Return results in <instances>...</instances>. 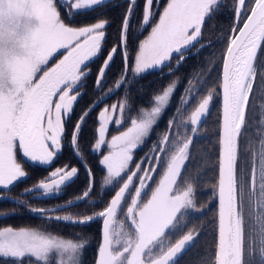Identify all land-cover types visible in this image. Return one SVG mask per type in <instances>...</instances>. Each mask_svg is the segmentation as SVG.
Returning a JSON list of instances; mask_svg holds the SVG:
<instances>
[{"label":"snow or ice","instance_id":"obj_1","mask_svg":"<svg viewBox=\"0 0 264 264\" xmlns=\"http://www.w3.org/2000/svg\"><path fill=\"white\" fill-rule=\"evenodd\" d=\"M105 2L0 0V186L8 188L26 177L17 151L27 162L43 166H51L61 153L65 122L70 118L75 103L83 96L77 88L90 75V70L85 71L86 62L103 52L105 28L110 23L101 19L77 26L71 21L80 10H92ZM138 2H128L119 42L109 49L99 68L94 85L97 90L104 83V76L116 54L121 52V45L124 49L121 55L127 66L131 55L128 29ZM160 2L145 0L143 5L142 29L151 23L157 12L159 19L151 27L150 34L138 44L133 68L137 75L169 62L174 54L179 57L175 67H179L187 59L185 51L201 37L202 25L220 7L218 0H168L160 12ZM62 8L65 10L63 14L60 11ZM232 10L236 23L222 56V77L218 85L222 93V111L219 118L218 179L213 186V194L218 197L219 204L214 264H264V130L256 136L259 150L249 143L244 149L249 154L248 158L239 157L240 141L242 138L247 140L250 135L247 132L250 127L249 108L257 77L264 91V55L258 51L264 45V0H234ZM61 51L65 54L48 67ZM125 81L126 72L119 77L117 89ZM171 93L173 86L169 85L161 94L154 96L156 106L150 111L138 108L142 117L131 119V126L113 135L109 141L105 140V136L110 122L114 121L116 126L123 123L122 119L115 117V111L119 108L123 113L129 101L125 98L119 104L111 105V113L108 108L99 113L98 138L92 151L97 153L105 144L110 149L99 162L106 168L102 185L123 181L122 186L114 192L106 207L93 215L79 220H73L70 215L54 218L57 222H70L81 227L97 219L102 220L101 241L94 264H176L198 236L193 229L174 244L165 241L166 236L177 228V221L195 207L193 184L198 182L199 175L183 176L194 137L185 136L173 149L171 144L164 148V142L170 140V135H164L154 146L161 151L145 155L135 164V170L131 168V163L135 162L134 150H138L157 123V118L162 116ZM215 93V88L209 90L191 113L192 133L197 132L196 125L210 111ZM95 107L96 104H93L79 117L72 135L74 154L88 173L89 183L82 196L75 202L70 201L66 205L68 207L84 202L95 187V176L79 144V133ZM173 123L174 120L169 121L170 126ZM169 151L171 155L166 159L165 166V153ZM153 159L156 164L151 163ZM145 162H148V167H144ZM161 168L162 173L150 198L142 204L138 203ZM78 174L77 167H58L37 186L25 190V194L41 189L45 196L62 194V187ZM137 178L139 186L135 187V194L127 207L126 218L130 227L127 231H116L114 218ZM62 207L65 206L31 211L40 215L59 211ZM89 243L87 240L75 242L29 229L6 227L0 229V258L12 259L14 264H23V260L28 258L30 264H37L47 260L49 253L55 255L58 252L61 255L60 264H83L82 252ZM204 264H213V261L209 259Z\"/></svg>","mask_w":264,"mask_h":264},{"label":"trees","instance_id":"obj_2","mask_svg":"<svg viewBox=\"0 0 264 264\" xmlns=\"http://www.w3.org/2000/svg\"><path fill=\"white\" fill-rule=\"evenodd\" d=\"M168 0H162L160 9L166 5ZM253 0H250L252 2ZM129 0H106L101 7L92 10H80L71 23L80 26L98 22L101 19L108 20L110 23L105 28L106 40L103 44V52L87 64L85 68L90 70V75L83 79L79 91L83 96L75 103L74 110L69 119L65 122V135L62 143V151L55 158L51 166H43L32 164L24 160L19 151L17 157L23 162L26 177L16 182L8 188L0 187V229L12 227L13 229H37L39 231L48 232L60 237L73 240H87L90 243L83 253V264H94L96 250L100 242L101 220H95L87 226L70 222H57L54 218L64 215H70L73 219H82L86 215H93L106 207L114 192L122 184L116 182L105 187L102 185V178L105 175V169L100 165L103 150L93 153L92 147L97 137L96 128L98 125V112L104 105L113 102H119L128 99L129 105L124 109V118L121 126L113 128L109 127L107 135L118 134L125 130L130 120L138 114L137 109L149 107L154 100V96L161 93L164 88L171 82L176 81L177 88L171 96L170 103L164 111L161 119L155 124L150 135L143 141L138 150L134 151V161L139 160L145 154L149 146H155L158 143V137L162 134L170 135L167 132V125L171 119H174L176 109L179 107V97L186 93V87L193 81H202L200 88H203V97L209 90L215 88V98L213 105L205 119L194 134L190 151L191 155L183 170L185 178L199 175L198 182L193 184L195 205L202 208L209 202L207 210L198 216V209H193L183 219L178 220V228L184 223V231L187 229H195L198 236L191 245L176 261V264H204L211 259L214 264V254L216 245V200L214 196L213 186L217 183L218 168V140H219V118H220V100H219V82L222 56L227 44L228 35L232 27L234 12L232 10L234 0H220V7L210 17L204 28L203 39L210 43L203 48V52L197 53L192 57H188L180 64L177 69L167 72L166 67L160 69H151L146 73L139 75L134 74L133 64L135 54L138 50V44L146 36L150 29L151 23L142 29V13L145 0H139L135 13L131 16L130 26L128 29V43L131 48V55L128 57L127 66L122 58L121 52L124 51L121 45V52H118L108 68L104 76V83L99 86V90L94 87L99 68L103 65L104 59L107 57L109 49L116 46L122 31V20L128 7ZM62 14L64 9H60ZM158 15V14H157ZM67 19V17H64ZM221 18L225 21L221 22ZM211 40L210 38H213ZM218 37V38H217ZM208 49H212L207 53ZM215 64L213 68L212 65ZM198 68L203 72L198 80ZM126 72L127 81L124 85L117 89L119 77ZM210 73V75H209ZM194 76H197L194 78ZM205 81L207 82L205 84ZM200 92V91H199ZM198 97V94H197ZM195 100H191V105L185 107L186 112H190L195 107ZM99 101V103H97ZM93 104L96 107L89 113L79 133V144L83 150V157L86 158L87 164L91 167V171L95 176V187L91 194L84 202L74 203L73 206H66L59 211H48L40 215L34 214L31 209H56L65 205L70 201L82 196L84 190L89 183L88 173L84 166L74 154L71 145L72 135L75 131V124L81 115L84 114ZM129 107L131 111H129ZM176 128V127H175ZM185 130V129H184ZM180 132L172 130V139L179 136ZM189 133V132H183ZM168 141H166L165 146ZM103 147V146H102ZM167 147V146H166ZM79 151V150H77ZM134 162V163H135ZM131 163L133 168V164ZM70 165V167L78 168V176L67 186L62 187L59 195H51L40 197L37 196L40 191H33L25 194V190L37 186L39 182L45 179L48 174L58 167ZM136 184V182H135ZM132 187V189L135 187ZM183 187V185H180ZM205 189L208 191L205 192ZM102 193V195H101ZM205 195V196H204ZM129 196L123 200L122 211L129 206ZM39 197V198H37ZM144 200V197L142 198ZM53 219H49V218ZM182 227V229L184 228ZM176 228L174 231H178ZM181 230V228L179 229ZM182 230L176 234L178 239ZM170 234V233H169ZM168 236V235H167ZM166 236V237H167ZM173 240H177V239ZM32 259V258H31ZM34 260V259H33ZM30 263L28 258L23 260V264ZM0 264H14L12 259L0 258Z\"/></svg>","mask_w":264,"mask_h":264},{"label":"rangeland","instance_id":"obj_3","mask_svg":"<svg viewBox=\"0 0 264 264\" xmlns=\"http://www.w3.org/2000/svg\"><path fill=\"white\" fill-rule=\"evenodd\" d=\"M218 1H220V0H218ZM168 2V1H167ZM167 4V3H166ZM96 23V22H95ZM150 31H151V28L149 29V31H148V33L146 34V36L143 38V40L150 34ZM260 53H261V55H264V45H262V48H261V51H260ZM65 53L63 52V51H61L59 54H57L56 56H55V58L54 59H52L51 60V62L49 63V65H48V67H51L52 66V64H54L56 61H58L61 57H62V55H64ZM94 59V58H93ZM92 59V60H93ZM91 60V61H92ZM89 62H86V64H88ZM259 63V62H258ZM134 66H135V61H134V64H133V68H134ZM161 66H159L158 68H160ZM154 68H157V67H154ZM153 68V69H154ZM85 71H87L86 69H85ZM135 74V73H134ZM137 75V74H136ZM169 85H172L173 86V93H174V91L176 90V88H177V86H175L172 82L169 84ZM169 85H167L166 87H168ZM201 85V83H196V81H193L192 83H190V84H188L187 85V87H186V94H185V96H184V105H185V107H189L190 105H191V103H193V102H190L192 99H193V97L195 96V91L199 88V86ZM165 87V88H166ZM164 88V89H165ZM77 92H80L79 91V88H77ZM163 92V90L161 91V93ZM161 93H159V94H161ZM173 93H171L170 94V99H171V96H172V94ZM75 94V93H74ZM159 94H157V95H159ZM253 104L252 103H250V107H251V113H250V108H249V113H250V115H249V125H250V127H249V132H248V130H247V132L250 134L249 135V137H248V139H247V142H255L256 143V150L258 151L259 150V141H258V139L256 138V136H257V134L259 133V131H261V130H264V91H262L261 90V83H260V79H259V77H257L256 78V90H255V92H254V95H253ZM194 100V99H193ZM121 101H123V100H121ZM121 101H119V102H113V103H111V104H109V105H104L100 110H99V112H98V116H99V113L102 111V110H104L105 108H108V110H109V112L111 113L112 112V109H111V105H113V104H119ZM170 103V102H169ZM195 107H193L192 109H191V111L190 112H186V114H185V116L184 117H182V118H180V119H177V122H176V124H172L171 126L169 125V123H168V127H167V132L169 133L170 132V140L168 141V143H167V148L169 147V145L171 144V146H172V148L174 149V147H175V145L177 144V143H179L180 141H182L183 139H184V137L185 136H190V134H191V127H192V125H191V122H190V118H191V113L195 110V108L198 106V97L196 98V100H195ZM188 104V105H187ZM169 105V104H168ZM168 105H166V107L162 110V115H163V113H164V111L166 110V108H167V106ZM154 106H156L155 105V102H154V100H153V103L149 106V107H147V108H145V110L146 111H150L151 110V108L152 107H154ZM123 114H124V112L123 113H121V110L119 109V108H117L116 109V111H115V117L116 118H120V119H122V121H123V118H124V116H123ZM142 117V113H138L136 116H134L133 118H136V119H139V118H141ZM162 117V116H161ZM161 117H159V118H157V123H158V121L161 119ZM132 118V119H133ZM171 120H173V119H171ZM156 123V124H157ZM110 126H114L113 128H116L117 126L115 125V123H114V121H112V122H110ZM131 126V124L129 123V126L128 127H130ZM99 127V123H98V125H97V128ZM127 127V128H128ZM176 127V128H175ZM96 128V129H97ZM127 128L125 129V130H123V131H126L127 130ZM185 129V130H184ZM151 130L152 129H150V132H151ZM172 130L174 131V132H180L181 131V133L182 134H184L183 136H176L175 137V139H172V136H171V134H172ZM123 131H121V132H123ZM108 132V131H107ZM183 132H189V133H183ZM180 133V134H181ZM119 134V133H118ZM118 134H113V135H118ZM113 135H111V136H108L107 135V133H106V136H105V140L106 141H109L110 139H111V137L113 136ZM150 135V134H149ZM164 135H166V134H162L161 136H159L158 137V142L160 141V140H162V138H163V136ZM98 138V135H97V137H96V139ZM96 141V140H95ZM62 143H63V141H62ZM94 144H95V142H94ZM240 145L242 146V143L240 142ZM93 147H94V145H93ZM92 147V148H93ZM247 147V145L245 146V148ZM102 150H103V154H102V157H101V159L103 158V156L104 155H106L108 152H109V148L107 147V145L105 144V145H103V147H102ZM244 153V152H243ZM171 155V152L169 151L168 152V157ZM248 153L247 152H245V159H247L248 158ZM244 156V155H243ZM131 167H132V165H131ZM105 169V175H106V168H104ZM70 170V169H69ZM51 173V172H50ZM49 173V174H50ZM49 174H48V176H49ZM130 174V173H129ZM104 175V176H105ZM47 176V177H48ZM125 179H126V177H125ZM113 183H115V182H113ZM122 183H123V181H122ZM122 185V184H121ZM120 185V186H121ZM105 187H108V186H110V185H104ZM1 188H4L3 186H0ZM132 187L133 186H130V188H131V191L129 192V193H127L128 195L130 194V196H129V204L128 205H130V203H131V198H132V196H133V189H132ZM208 190L207 189H205V192H207ZM127 194H126V196H127ZM37 196H40V197H44L45 196V194L43 193V190L41 189L40 190V192L38 193V195ZM205 196V195H204ZM193 199H194V197H193ZM110 201V200H109ZM209 202L210 201H206V205H203L202 206V208L201 209H199L198 210V213H202V212H204V211H206L207 210V208H208V206H209ZM194 204H195V199H194ZM122 208H123V201H122V205H121V207L118 209V212H117V216L114 218V229L116 230V231H127L128 229H129V227H130V223H129V221L127 220V208H126V210H124V211H122ZM124 209V208H123ZM194 209H198L197 207H196V205H195V207H194ZM177 224H178V221H177ZM177 228H178V225H177ZM22 229V228H21ZM23 229H25V228H23ZM14 230H19V229H14ZM29 230H33V231H38V232H42L43 234H45V235H53V234H51V233H48V232H43V231H39V230H37V229H29ZM54 236H57V237H59V238H61V239H68V238H64V237H60V236H58V235H54ZM176 238V234L174 233V231L173 232H171L170 234H168V236L165 238V241H166V243H172V244H174L177 240H173V239H175ZM177 239V238H176ZM73 240V239H72ZM75 242H82V241H84V240H74ZM100 243V242H99ZM97 250H98V248H97ZM96 250V251H97ZM158 250V249H157ZM53 251H55V250H53ZM83 253H84V250H83V252H82V262H83ZM32 259H34V258H32ZM259 255H258V243H257V250H256V261L258 262L259 261ZM60 260H61V255H60V253H58V252H56L55 253V255H53V253H49V257H48V259L47 260H43V261H38L37 262V264H60ZM26 264H30V263H26Z\"/></svg>","mask_w":264,"mask_h":264},{"label":"flooded vegetation","instance_id":"obj_4","mask_svg":"<svg viewBox=\"0 0 264 264\" xmlns=\"http://www.w3.org/2000/svg\"><path fill=\"white\" fill-rule=\"evenodd\" d=\"M161 2H162V0H161ZM161 2H160L159 7L161 6ZM218 2L220 3V1H218ZM165 6H166V5H164V7H165ZM162 10H163V7L160 9V12H162ZM157 14H158V15H157ZM211 16H212V15H211ZM153 18H154L155 20H154V22L150 25V28H151L152 26H154L155 23L158 22V19H159V12H157L156 15H155ZM209 19H210V18H208V19L206 20V22L202 25V34H201V37L198 38V41H197V42H193V46H190L189 49H187V50L185 51L184 55H185L187 58H188V57L190 58V57H192V56H194V55H197V53L199 54V53L203 52V48H205V47L210 43L208 40H204V39H203L204 28H205L206 23L209 21ZM223 20L225 21V18H224V19L221 18V22H223ZM234 24H235V19H233L232 27H233ZM232 27H231V29H232ZM231 29H230V32H229L228 38H229V36H230V34H231ZM217 38H218V37H217ZM210 39L213 40L214 37H213V38H210ZM211 50H212V49H208V50H207V53H208V52H211ZM62 56H63V55H62ZM178 58H179V57H178L177 55L174 54V55L170 58V61H169V62H165L164 64H162L160 68H162V67H166L165 70H166L167 72H169L170 69H173V70L177 69V67H175V66H176V64H177V60H178ZM173 70H172V71H173ZM202 74H203L202 70H201L200 68H198V80L201 78ZM195 77H197V76H194V78H195ZM172 83H173L175 86H177L176 81H173ZM198 83H202V81L200 80V81H198ZM199 91H200V92H199ZM203 91H204V89H203V88H200V86H199V88H198V91H197V90L195 91V96L193 97V99L197 98V94H198V104H199V102L203 99V97L207 95V93H206L203 97H200L201 94H203ZM185 94H186V93H184L183 96L179 97V100H178V105H179V107L176 109V114H175L174 119H180V118H182V117L185 116V111H186V110H185V105H184V100H185V99H184V96H185ZM251 103L253 104V98H252ZM187 105H188V104H187ZM212 105H213V103L211 102V107H212ZM211 107H210V110H211ZM209 112H210V111H209ZM209 112L206 113V117L203 118V122H204L205 119L207 118ZM250 113H251V107H250ZM250 113H249V115H250ZM203 122H202V123H203ZM248 122H249V121H248ZM196 127L199 128L198 124L196 125ZM247 130H248V132H249V128H248ZM191 134H192V132H191ZM191 134H190V135H191ZM194 134H195V133H194ZM240 142L242 143V146L240 145L239 157H240L241 159H245V151H244L245 146H246V145L248 146L249 143L254 144V145L256 146V143H255L254 141H253V142H247V140H245L244 138H242ZM165 143H166V141L164 142V148H167V147L165 146ZM134 151H135V150H134ZM153 151H157V152H159V151H161V149L155 148L154 146H149L148 149L145 151V154L142 156V158H143L145 155H149V156H151V153H152ZM243 152H244V153H243ZM243 155H244V156H243ZM167 158H168V152L165 153V166H166V159H167ZM140 161H141V158H140L139 160H136V162L133 164V168H132V170H135V164H136V163H139ZM151 163L156 164L157 161H155V160L153 159V160L151 161ZM144 167H148V162H145ZM238 168H239V163H238ZM183 170H184V169H183ZM161 173H162V168L156 173L155 177L152 179L151 184L147 187V191H145V192L143 193V195L138 199V203H141V204H142V203L146 202L148 198H150L151 191H152V190L155 188V186L157 185ZM130 174H131V173H130ZM140 174L143 175V172H141ZM135 182H136L135 187H138V186H139V180H138V178L136 179ZM135 187L133 188V196H134V194H135ZM143 197H144V200H142ZM199 209H201V208H198V210H199ZM192 210H193V209L189 210V213H190ZM204 212H205V211H204ZM204 212H202V213H204ZM189 213H188V214H189ZM202 213H198V216H200ZM177 225H178V224H177ZM182 227H184V223H183L182 226H180V227L177 229L178 231H174V233L177 234L179 231L182 230V232H181V234L179 235V237H178L177 240L181 239L184 235L188 234L189 231H192V229H187V230L184 231L185 227H184L183 229H182ZM180 228H181V230H179ZM192 244H193V242L191 243V245H192ZM190 247H191V246H190ZM190 247H189V248H190Z\"/></svg>","mask_w":264,"mask_h":264},{"label":"water","instance_id":"obj_5","mask_svg":"<svg viewBox=\"0 0 264 264\" xmlns=\"http://www.w3.org/2000/svg\"><path fill=\"white\" fill-rule=\"evenodd\" d=\"M252 2H254V0L252 1ZM246 18V17H245ZM235 23H236V21H235ZM240 26L242 27L243 26V22H242V20H241V22H240ZM231 35V34H230ZM230 37V36H229ZM229 39V38H228ZM228 43V42H227ZM226 48H227V46H226ZM226 48H225V51H226ZM224 51V52H225ZM259 52L261 51V49L260 50H258ZM221 77H222V64H221V72H220V80H221ZM219 99H220V114H221V111H222V93H221V91H220V95H219ZM202 122H203V118H202V120L201 121H199L198 122V126H200L201 124H202ZM191 136L192 137H194V133H192L191 134ZM101 151V150H100ZM99 152V151H98ZM218 156H219V146H218ZM217 179H218V168H217ZM78 200V198L77 199H75L74 201H72V202H75V201H77ZM77 203V202H76ZM69 203H67V204H65L64 206L66 207V205H68ZM218 207H219V204H218V197H216V243H217V241H218ZM63 208V207H62ZM73 220H79V219H73ZM130 222V221H129ZM101 228H102V223H101ZM100 241H101V229H100ZM185 252V251H184ZM183 252V253H184ZM96 257H97V252H96ZM96 257H95V259H96Z\"/></svg>","mask_w":264,"mask_h":264}]
</instances>
